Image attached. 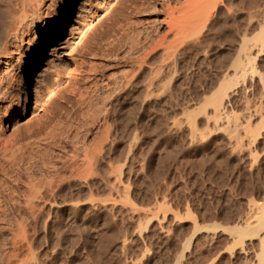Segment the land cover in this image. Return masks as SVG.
Segmentation results:
<instances>
[{
	"label": "rangeland",
	"instance_id": "374dc122",
	"mask_svg": "<svg viewBox=\"0 0 264 264\" xmlns=\"http://www.w3.org/2000/svg\"><path fill=\"white\" fill-rule=\"evenodd\" d=\"M31 1L24 14L22 0H0V76H19L0 117L5 105L4 137L22 165L19 183L0 168V264L15 245L9 264H261L264 43L258 52L253 37L264 0H213L168 55L160 44L138 50L146 22L153 38L165 32L150 6L127 9L141 0ZM128 11L138 27L124 32ZM58 77L36 123L35 98ZM75 157L93 169L64 171Z\"/></svg>",
	"mask_w": 264,
	"mask_h": 264
},
{
	"label": "bare ground",
	"instance_id": "6f19581e",
	"mask_svg": "<svg viewBox=\"0 0 264 264\" xmlns=\"http://www.w3.org/2000/svg\"><path fill=\"white\" fill-rule=\"evenodd\" d=\"M23 1V3H21L22 4V6H23V8H22V6H21V4L19 5L22 9H24V7H25V3L28 1V3H29V7L26 5V9H32V5H30V0H25V2H24V0H22ZM33 1V0H32ZM32 1H31V3H32ZM40 0H38V3H40L41 1H45V0H41L40 2H39ZM213 0H141V2H135V3H132V2H129V7L127 8L128 10H129V8H132L133 10L131 11V12H136V13H139L140 11H141V13H142V11L144 12V10H145V12H147V11H149V10H147L146 8H149V6L151 7V9H150V16L152 17V19L154 18V22H156V25H158L159 24V26H162V28L163 29H165V32H163L162 33V35H159V33H157V35L155 36V38H153L152 36H153V30H151V28L150 27H153V24H151L150 25V27H149V24H147L148 22H146V25H148V26H146V28H140L139 29V39H138V44H140V49L138 48V50H145L146 49V47H147V45H151V44H154L155 45V47L157 46L158 47V44H160L159 46H164L165 45V47H163L164 49H165V51H164V54H166V55H168V54H171V53H174L175 51H176V49H177V47H178V45L179 44H181L182 42H183V40H184V38L186 37V35H188V33H192V30L195 28L194 26H198V24H199V22H200V20H201V22H202V19H203V16L202 15H206V14H203L204 12L206 13V11L208 10V7L213 3V2H215V1H213ZM20 2H21V0H20ZM36 2V1H35ZM34 2V4L33 5H35V4H38L37 2L35 3ZM46 2V1H45ZM105 2V4H107L106 3V1H104ZM110 2V1H109ZM18 3V2H17ZM44 3V2H43ZM46 4V3H45ZM100 5L101 6V8L100 7H98V8H100V10H99V12L98 13H96V17H94V20H97V18H99L100 17V15H103V14H101L102 12H103V10H105V8H106V5ZM215 4V3H214ZM42 5V4H41ZM170 5H172V7L170 6ZM30 6H32L31 8H30ZM19 7V8H20ZM28 7V8H27ZM46 7V6H45ZM34 8H35V6H34ZM37 8V7H36ZM35 8V9H36ZM210 8V7H209ZM22 9H20V11L22 10ZM46 9V8H45ZM29 10V11H30ZM131 10V9H130ZM147 10V11H146ZM32 11V10H31ZM35 11V10H34ZM33 11V12H34ZM39 11V10H38ZM46 11V10H45ZM209 11V10H208ZM22 12H24V14L26 13V14H28L27 12H28V10L27 11H25V9H24V11L22 10ZM37 12V11H36ZM105 12V11H104ZM123 12V11H122ZM133 12V13H134ZM32 13V12H31ZM35 13V12H34ZM148 13V12H147ZM18 14H21V16L19 15V17H18V15H17V20L19 21L20 19H24V17H25V15L23 14V13H18ZM47 14V13H46ZM128 15H127V17L126 18H124V20H123V22H122V24H121V29L125 32V31H128L129 29L131 30H133V28L134 27H138V26H136L135 25V23L136 22H134L133 20H132V16H130V12L128 11V13H127ZM132 14V13H131ZM140 14V13H139ZM32 15V14H31ZM30 15V16H31ZM24 16V17H23ZM91 16V15H90ZM140 16V15H139ZM138 16V17H139ZM16 17V16H15ZM20 17H22V18H20ZM92 18H93V16H91ZM123 17H125V16H123ZM26 18V17H25ZM88 18H90V17H88ZM30 19V18H29ZM134 19V18H133ZM136 19H139V18H136ZM135 19V20H136ZM17 20L15 19V22H17ZM92 20V19H91ZM94 20H92V21H85V23H83L82 25H81V27H79V29L76 31V37H73L74 38V44H80V43H82V41L86 38V36H87V34H88V32H90V30H91V28H93L94 27V24H95V21ZM141 20V19H140ZM14 21V20H13ZM12 21V22H13ZM146 21V20H145ZM151 21V20H150ZM14 22V23H15ZM24 22V21H23ZM17 23H20V21L19 22H17ZM26 23V22H25ZM140 23V22H139ZM143 23V22H142ZM21 24H22V21H21ZM21 24H19V25H21ZM24 24V23H23ZM119 24V23H118ZM137 24V23H136ZM13 25H15V24H13ZM12 25V27H14V31H15V26H13ZM18 25V24H17ZM194 27V28H193ZM156 28H158V27H156ZM193 28V29H192ZM10 29H12V28H10ZM9 29V30H10ZM260 30H259V32L258 33H256L255 35H254V37H253V39H255V41H256V43L258 44V45H256L257 46V48L259 49L258 50V52H260L261 51V48H262V46H263V43H264V25H263V27H260L259 28ZM13 30V29H12ZM18 29H16V31H17ZM21 30V29H20ZM190 30H191V32H190ZM164 31V30H163ZM12 32V31H11ZM23 32V31H22ZM159 32V31H158ZM18 33V32H17ZM161 34V33H160ZM14 35V34H13ZM12 36V35H11ZM168 36H169V38H168ZM15 38L17 37V36H14ZM13 37V38H14ZM15 38H14V41H15ZM18 38V37H17ZM16 38V39H17ZM169 39V40H168ZM11 40L13 41V39L11 38ZM84 42V41H83ZM246 41L245 40H243V42H242V45H241V52L242 53H239V55L241 54V58H243V60H245L246 61V63H247V61H249V59L251 60V57H249V55L246 53V52H248L249 53V50L248 51H244V50H246V48H245V46H246V43H245ZM110 44V43H109ZM108 44V45H109ZM243 50V51H242ZM251 51V50H250ZM256 51V50H255ZM257 52V53H258ZM138 53V52H137ZM251 53V52H250ZM253 53V52H252ZM1 54V53H0ZM141 55V54H140ZM1 56V55H0ZM240 58V57H239ZM142 60V59H141ZM241 62H240V61ZM239 60H237V61H234V66L237 68V69H239V70H241V69H245L244 68V63H242L243 61L241 60V59H239ZM252 60H254V58H252ZM7 61V60H6ZM90 63V62H89ZM7 64V63H6ZM93 64V63H92ZM249 64V63H248ZM250 66V65H249ZM248 66V67H249ZM6 68L4 69V70H2V72H3V74H5V72H6V70H7V66H5ZM247 67V68H248ZM247 68H246V70H247ZM5 71V72H4ZM14 71V70H13ZM12 71V72H13ZM11 72V73H12ZM32 72V71H31ZM34 72V71H33ZM243 73H244V70L242 71ZM241 72V73H242ZM1 73V72H0ZM9 73V72H8ZM10 73V74H11ZM17 73V72H16ZM9 74V75H10ZM31 74V73H30ZM245 74V73H244ZM11 75H13V74H11ZM6 76H7V74H6ZM5 76V77H6ZM8 77V76H7ZM17 77H19L18 76V74H17ZM17 77L16 76H12V79H8V81H7V79H3L4 78V76H3V78H1V76H0V100H2L3 101V99L5 98L6 99V96L8 95V98L7 99H9L10 97H9V93H11V91L14 89V85H13V83H15V81L17 82V84L19 83L18 82V80H17ZM9 78H10V76H9ZM9 80H11V81H9ZM20 80V79H19ZM55 81L53 82V83H50V87H48L45 91H44V93H43V96H39L38 98H37V96H36V101H35V105L34 106H36L35 107V110L32 112V117L35 119V120H37L36 121V123H38V119L39 118H41V114L40 113H38V114H36L38 111H40L41 109H42V105L44 104L45 105V107H46V104H48L50 101H52L53 100V98H55V96L57 95V92H58V89H59V86H60V81H58L59 80V77L58 78H56V79H54ZM21 83V82H20ZM16 84V85H17ZM19 85V84H18ZM17 87V86H16ZM18 88V87H17ZM16 88V89H17ZM15 89V90H16ZM44 89V88H43ZM43 89H42V91H43ZM18 90H19V88H18ZM226 96V95H225ZM42 97V99H41V101H39L40 99L39 98H41ZM17 99H18V97H17ZM19 101V100H18ZM18 101H17V103H18ZM224 101H225V97L224 98H222V99H220V101H217V105L216 106H214L213 107V109H214V113L217 115V116H223L222 115V113H221V111H222V108H223V103H224ZM39 102H42V103H39ZM7 103V102H6ZM1 104V103H0ZM39 104H42L41 106L39 105ZM4 105V104H3ZM49 105H51L50 103H49ZM7 106V105H6ZM44 108V107H43ZM1 109H4L3 110V115L5 116V117H0V168L1 169H3V170H5L4 168H5V165L6 164H8V165H10L11 166V169H13V172H15L16 174H15V176H14V181H15V183L17 182V183H19V179H20V170H21V164H20V162L21 161H19V159H18V157H17V155H15L13 158L11 157L12 156V154L14 155V152H17V146H16V144L15 143H13L12 141H13V139L11 140V139H9V137H11V136H9L8 138L6 137H4V136H6V135H4L5 133L3 132V126H2V124H3V118L5 119L6 117H8V116H6V114H4V113H6V108H5V105L1 108ZM2 111V110H1ZM223 112V111H222ZM35 114V115H34ZM0 115H1V112H0ZM11 115H13V114H11ZM16 115V114H15ZM18 115V114H17ZM38 117V118H37ZM47 117V116H46ZM16 118V117H15ZM226 118V117H225ZM11 125L12 124H16L15 123V121H13L14 119L13 118H11ZM222 120H223V118H222ZM33 122L32 123H34L35 121L34 120H32ZM13 122V123H12ZM5 128V127H4ZM13 128H15V126H13ZM16 131V130H15ZM15 146H16V148H15ZM13 148H15V149H13ZM11 150H13V151H11ZM12 154H11V153ZM16 154V153H15ZM10 158H12V159H10ZM64 168V169H63ZM62 169L64 170V171H68L69 173H70V175L72 174V176H74V175H76V174H78L77 176H79L80 174H84V173H86V172H89V170H92L93 168H92V163L90 162V160L88 159V158H78L77 159V157H75L74 159H71L70 161H67V164L63 167ZM22 171V170H21ZM74 174V175H73ZM115 177V176H114ZM115 181H116V179H114ZM114 181V182H115ZM16 190H17V187H16ZM15 193H17V191L15 192L14 191V196H13V198H11L12 199V207H15V209L16 210H18V208L20 209L21 207V202H20V198L17 196L18 194H15ZM11 197H12V195H11ZM11 210H13V208L11 209ZM5 211H6V208H5ZM12 212H14V211H12ZM15 212H19V211H15ZM15 212L14 213H12V214H15ZM5 213H7V212H4V214ZM22 213V212H21ZM4 214H3V210H2V212L0 211V218H2L3 216H4ZM6 215H8V214H6ZM12 216V215H11ZM10 216V217H11ZM5 217V216H4ZM14 217V216H13ZM22 217V216H21ZM17 218H19V216L17 217ZM3 220V219H2ZM14 220H15V217H14ZM16 220H18V219H16ZM16 220H15V223H16ZM20 221V220H19ZM19 223V222H18ZM19 225V224H18ZM17 226V225H16ZM19 232V231H18ZM11 239H12V237H11ZM15 239V238H14ZM16 239H18V236H17V238ZM19 241V240H18ZM11 243H13V242H11ZM260 250H259V253H258V255H257V258H258V260H259V262L261 263V264H264V239H261L260 240ZM13 244H15V243H13ZM102 245H104V244H102ZM18 250L20 251V248H18V245H17V247H16V245L15 246H13V248H12V253H11V256L12 257H14L16 254H17V252H18ZM9 253V252H8ZM19 253V252H18ZM13 254V255H12ZM10 256V254H9V256L7 255V264H9V261H11V263H12V257ZM17 256L18 255H16V258H17ZM17 260V259H16ZM13 261H14V258H13ZM16 262V261H15ZM10 263V264H11ZM15 264V263H14Z\"/></svg>",
	"mask_w": 264,
	"mask_h": 264
}]
</instances>
